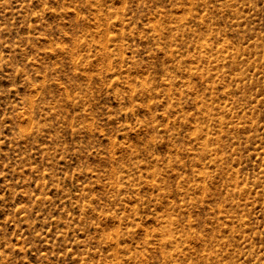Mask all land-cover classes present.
<instances>
[{
  "label": "rangeland",
  "instance_id": "obj_1",
  "mask_svg": "<svg viewBox=\"0 0 264 264\" xmlns=\"http://www.w3.org/2000/svg\"><path fill=\"white\" fill-rule=\"evenodd\" d=\"M0 264H264V0H0Z\"/></svg>",
  "mask_w": 264,
  "mask_h": 264
}]
</instances>
